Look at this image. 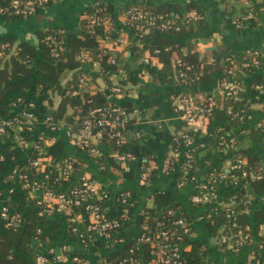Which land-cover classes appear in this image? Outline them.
<instances>
[{
	"label": "built area",
	"instance_id": "obj_1",
	"mask_svg": "<svg viewBox=\"0 0 264 264\" xmlns=\"http://www.w3.org/2000/svg\"><path fill=\"white\" fill-rule=\"evenodd\" d=\"M60 0H8L6 8H0V15L4 16L7 10L21 19L32 16L36 11L58 3ZM258 2L264 3V0ZM260 6V5H259ZM91 10L83 15L86 21L87 32L94 36L97 29H102L103 33L98 36V42L101 51L116 50L126 48L128 42L126 36L131 31L140 35L147 34L151 30H157L165 33L169 30L179 31L182 27L190 26L202 20V17L196 13L185 14L182 17L174 16L171 19L164 13H151L143 7L135 4L125 8L118 9L110 13L106 6L95 1L89 7ZM261 7L257 9L259 13ZM181 18V19H180ZM180 23H177V20ZM176 20V21H175ZM257 20L253 9L246 11L240 19L234 21L236 27L247 25ZM65 31L58 29L53 33L47 34L44 38L45 44L49 49L51 57L58 59L66 51L64 40ZM5 44L0 45V57L4 53ZM168 49L166 48L165 51ZM156 51L155 53H157ZM80 67L92 61V52L82 50L76 57ZM114 63L113 59H110ZM226 62L233 65L223 75L219 82V93L223 99L238 98L240 92V83L236 81V73L243 71L250 72L260 66V54L251 52L241 61L235 62L232 58H227ZM143 63L148 64V56L143 58ZM174 71L178 79L185 80V73L191 71V66L187 65L180 58L174 59ZM118 74H124L123 69L118 70ZM87 74L84 72L78 75L80 83H84ZM198 77L195 76V80ZM107 91L114 96L112 99H119L122 89L114 82ZM257 91L264 99V85H257ZM75 94V93H74ZM172 100L175 106L172 109L173 116L182 121L187 129L197 131L201 126L208 124L213 120L214 111L221 108L216 104L213 97H206L198 94L195 101L188 95H178ZM20 102V100H17ZM11 106H15L12 103ZM34 105L31 103L29 107ZM230 119H236L242 122L245 118L250 119V114L242 110L232 111L229 107L224 113ZM130 115L120 107L96 108L82 119L75 122L76 131L71 128L66 130V136L72 142L73 146L80 152L86 153L90 157L99 155V141L104 134L114 139L116 147H122L126 143V123ZM45 124L49 132H54L58 128L50 116L40 120ZM31 111H19L16 115L13 113L8 117L0 118V139L13 133L12 146L18 148H31L33 151L43 153L42 137L33 140L32 143L26 142L24 135L31 133L35 126L40 122ZM253 122V121H252ZM254 126L260 128L261 122H255ZM222 131L221 128L216 130ZM191 131L185 130L172 138V155L174 157V166L171 161H165L162 165V171L166 176L178 175L176 188L185 186L191 187L189 202L196 207L205 209L202 216L208 221L215 215L218 209H223L227 224L226 230L223 228L212 235L213 241L217 246L229 248L232 252H239L243 248H248V259L246 264H264V243L257 240L256 236H250L251 229L247 226L243 232H233L236 227L234 222V210L230 202H224L219 198L218 186L227 180L234 187L240 186L241 181H255L259 175L246 165V160L234 154L235 138L234 133H230V138L225 140L219 138L217 146L219 152L226 155L228 166L224 172L215 174L209 169L203 179L197 178V169L195 164V154L204 148L202 143L197 144ZM244 133V131L242 132ZM133 139H140V131L129 132ZM181 148H183L184 152ZM112 159L117 164H128L135 161V155L127 152H114ZM6 161L0 151V167L5 165ZM27 167L32 174L23 172L19 165H12L7 171L10 177L19 180L20 188L26 192L34 201L37 207H40L45 213H57L61 215L68 225L69 231L78 237L84 247L97 248V254L102 264H185L182 260L183 252L190 248L192 241V230L190 223L181 216L179 211L167 210L165 219L158 220L154 227L142 224L141 229L130 240L126 238L131 223V213L137 208V200L130 190L118 193L115 198L116 208L113 210L110 206V196L100 186L91 179V177L82 173L78 179V184L73 188L64 191H58L62 183L70 180L73 172L72 162L69 159H62L54 163L48 157L40 159H29ZM1 170V168H0ZM139 181L145 183L149 179L147 166H140ZM33 175H42V179L31 177ZM54 177L49 186L46 180ZM110 210V214L103 209ZM121 208L122 210H120ZM120 212V214H119ZM146 219V218H145ZM0 222L4 229L17 230L22 224V217L19 214L12 213L8 206L0 207ZM261 234V233H260ZM258 234V236L260 235ZM125 251L124 256L116 261H106L101 255L110 254L118 250ZM101 251V255L100 252ZM258 251L259 253H257ZM34 264H59L57 258L48 256L43 248L39 249L33 260ZM72 264H84L79 258H73Z\"/></svg>",
	"mask_w": 264,
	"mask_h": 264
},
{
	"label": "crops",
	"instance_id": "obj_2",
	"mask_svg": "<svg viewBox=\"0 0 264 264\" xmlns=\"http://www.w3.org/2000/svg\"><path fill=\"white\" fill-rule=\"evenodd\" d=\"M95 1H100L113 7L114 12L122 7L133 4L153 7L156 11H168L171 15H185L196 13L202 17V20L192 24L187 28V35L181 40L180 54L187 56L195 53L200 59H204L212 66L209 83L203 87H180L177 85L175 71L172 70V80H165L163 76V65L157 59H151L148 64L143 63V58L148 52H141V43L136 44L134 51H127L126 48L110 50L117 52L122 60L124 68L132 73L135 83L129 85V100H131L137 110L130 117H136L135 130L144 135L151 136L153 148L150 149L153 161H147L149 179L145 183L139 180L140 167L137 159L128 164H118L119 169L134 173L135 177L125 180L122 173L116 169L113 170L106 161L103 165L88 156L84 152L78 151L66 136V130L63 121L58 122V128L54 132H49L45 124L40 121L32 131L33 140L42 137L45 147L53 146L58 140L62 143L63 150L79 158L81 171L88 174L102 189L110 196V206L116 208L115 198L118 193L130 190L137 200V208L131 213V223L129 229L125 231L132 234L129 240L137 233L136 217L143 207L153 208V195L156 193H169L172 200L179 204V213L188 214V222L192 230V240H198L202 243L207 252L208 261L214 264H246L248 259V248H243L239 252H232L229 248L219 249L209 234L206 221L203 219L205 209L193 206L189 202L191 187L185 192L176 188L173 176H166L162 171V165L173 157L172 138L185 130L191 131L197 144L202 143L204 148L195 154V166L197 169V178L203 179L205 173L210 169L214 157L206 158L208 154L199 152L205 150L206 143L212 141L216 135L214 128L219 125L218 120L213 119L210 123L201 126L193 133L187 129L182 121L176 119L170 109V98L172 92L185 94L192 91H219V82L223 78L224 64L227 58H232L235 62L241 61L247 53L253 51L260 54V66L254 74L243 76L240 83V101H244L248 107L247 113L258 115L256 119L264 120V99L257 91V85H264V19L252 21L247 25L236 27L234 21L240 19L246 11L251 10L258 0H60L58 3L36 11L32 16L26 19H20L15 22L6 21L0 15V38L8 37L20 41L32 40V36L38 32L46 30L61 29L66 32H75L79 16L91 6ZM164 38V36H162ZM85 72L95 80L96 87H91V93L101 90L104 94L105 83L99 74L98 63L89 62L81 67ZM167 71V70H166ZM169 72V70H168ZM68 73L63 79L65 82L69 79ZM259 78L260 84H253ZM117 80V79H116ZM115 81V80H114ZM254 93V94H253ZM106 95V94H105ZM141 97L139 100L137 97ZM52 107L50 111H55L61 97L52 94ZM45 104V103H44ZM52 113V112H51ZM68 114L72 110H68ZM225 115V114H224ZM257 120L251 122V125ZM262 122V121H261ZM216 130V129H215ZM214 132V133H213ZM235 131H232L234 133ZM13 140V133L0 139V146ZM18 151L19 161H24L26 168L29 156L32 153L31 148H18L12 146L11 149ZM100 154L108 155V148L104 145H98ZM256 151H264V147L256 146ZM184 152L183 148H181ZM139 155V154H138ZM212 156V155H211ZM108 157V156H107ZM144 160V159H143ZM17 163V161H16ZM5 169L0 170V207L8 206L12 213L19 214L22 217L24 225L27 223L29 214H36L39 218L36 224L37 234L43 232L44 239L41 242H35L33 249L43 248L51 254L52 258H57L59 264H72L73 258H79L82 254L81 262L84 264H95L99 260L98 254L92 247H84L78 237L73 235L66 224L65 219L57 213H45L40 207H37L35 201L24 191L21 190L19 180L10 177L7 173L11 169V164H5ZM104 171V174L102 173ZM116 172V173H115ZM144 186V187H143ZM251 195V192H250ZM220 198V195H219ZM259 205L264 206V196L257 198ZM251 205L256 201L252 198ZM115 207V208H114ZM0 233L5 229L0 222ZM253 216H250V229L253 232ZM258 234H264V220L259 224ZM258 234L255 236L257 237ZM35 241V240H34ZM31 246V245H30ZM30 249V247H28ZM122 248L118 250L121 251ZM13 253L22 255L16 246L11 245ZM117 251V250H115ZM23 255L27 260L34 264L30 253ZM100 255H101V251ZM114 252V251H113ZM111 252V253H113ZM68 253H72L69 255ZM110 253V254H111ZM109 255L108 253L106 254ZM102 256V255H101ZM34 258V256H33Z\"/></svg>",
	"mask_w": 264,
	"mask_h": 264
},
{
	"label": "trees",
	"instance_id": "obj_3",
	"mask_svg": "<svg viewBox=\"0 0 264 264\" xmlns=\"http://www.w3.org/2000/svg\"><path fill=\"white\" fill-rule=\"evenodd\" d=\"M259 1V0H258ZM110 13H114L113 7L103 3ZM139 7H143L146 11L151 13H164L167 14L171 19L174 16L182 17L183 15L175 14L171 15L168 11H156L153 7L143 6L140 4H135ZM260 5V6H259ZM8 6V0H0V8H6ZM261 7L259 13L257 9ZM125 8V7H122ZM121 9V8H120ZM257 16V20L261 21L264 19V3L258 2L252 8ZM91 9L88 7L80 16L76 24L75 32H64V40L66 44V51L60 58L55 59L51 57L48 47L45 44L44 38L47 34L53 33L55 30H46L44 32H38L36 37L38 39V44L34 45L32 40L17 42L14 39L8 37L0 38V45L5 44L7 47L3 50L4 53L0 57V118L8 117L13 113L16 115L19 111H31L37 117V119L43 120L45 117L50 116L55 123L63 121L65 126L71 128L72 131H76L77 127L75 122L84 118L89 111L96 108L103 107H120L130 116L138 108L135 104L129 100V85L135 83L132 73L128 72L122 65V60L115 51H105L103 54L101 51L100 44L98 42V36L103 33L102 29H97L95 35L92 36L87 32L86 21L83 19V15L88 13ZM11 10H7L3 18L12 23L20 20L18 16L13 15ZM181 19V18H180ZM177 20V19H176ZM175 20V21H176ZM180 23V20H177ZM191 26V25H190ZM182 27L179 31L169 30L162 33L157 30H151L147 34L140 35L135 31H131L127 34L126 40L128 46L127 51H134L136 49V44L141 43V52H148L147 56L149 61L151 59H157L163 65V76L165 80H172V70H174V59L180 58L187 65L191 66V71L185 73V80L181 81L177 78V85L180 87H203L208 85L209 77L211 73L212 66L208 64L204 59H200L195 53L189 54L187 56H182L179 52L181 46V40L187 35V28ZM164 36V38H162ZM168 49L165 51V49ZM82 50H88L92 52L93 63H98L99 74L105 83L104 89H110L111 86L116 83L122 89L119 99H112L114 96H106L101 90L91 93V87L95 86V80L90 76L89 73L85 72L81 67L76 57ZM158 51L157 53H155ZM250 53V52H249ZM247 53V54H249ZM110 59L114 60V63L110 62ZM233 65L225 62L223 75L226 71L232 68ZM124 70V74H118L119 69ZM167 70V71H166ZM169 70V72H168ZM256 69L250 72L241 71L236 73L235 79L237 82L241 83L243 76H250L254 74ZM84 72L87 74L84 83H80L78 75ZM70 74L69 79L63 82V79L67 74ZM176 75V74H175ZM195 76L198 77L195 80ZM117 79V80H116ZM115 80V81H114ZM253 84H260V79L257 78ZM75 93V94H74ZM56 94L61 97L60 102L55 109V111L50 115L49 111L52 107L51 95ZM198 94H203L206 97H213L214 101L221 108H217L214 111L213 119L218 120V124L214 128V132L221 128L222 131L217 132L212 141L206 143L205 150L199 152L203 154L206 152L208 156L206 158L214 157L211 161L213 164L210 167V172L215 174L222 173L228 166V160L226 155L219 152V147L217 142L220 137L225 140L230 138V133L234 132L235 138V149L234 154L244 158L246 160V165L251 167L260 177L255 181H241V185L234 187L229 183V181L224 180L219 186V195L224 202H230L232 210H234V222L236 227L233 228V232L242 231L250 225V216H253V232L249 231L250 236L259 233V224L264 220V206L259 205L257 198L259 196H264V151H256L254 148L256 146L264 147V120L256 119L258 115H251L250 119L245 118L242 122L236 119H230L225 113V109L231 108L232 111L242 110L246 112L248 107L244 104V101H240V92L238 93V98L233 99H223L219 91L214 92L213 90L207 91H192L185 94H178L172 92L171 97L175 98L178 95H188L194 101ZM254 94V93H253ZM142 96L137 97L139 100ZM20 100V102H17ZM15 103V106H11ZM33 104L32 108L29 104ZM45 103V104H44ZM175 106L174 100L170 98V109L172 111ZM68 110H72L71 114H68ZM77 119V120H76ZM135 120L136 117H129L125 131H126V143L122 147H116L114 144V139L110 138L108 134H104L99 141V145H104L108 148V157L106 155L100 154L97 157H92L98 160L104 167L105 162H109V166L116 170L118 169L125 180H130L135 177L134 173L119 169L118 164L112 159V154L116 151L119 153L127 152L135 155V151L138 152V161L140 166H147V161H153L150 149L153 148V141L151 136L144 135L142 132V137L140 139H133L129 132H134L135 130ZM261 122L262 126L256 128L251 125L252 121ZM216 129V130H215ZM244 131V133H242ZM213 132V133H214ZM24 139L28 143H32L33 134L32 132L24 135ZM43 153L39 154L38 151H32L29 158L30 159H40L44 157L50 158L54 163L61 161L62 159H69L72 162L73 172L71 174L70 180L67 183H62L58 187V191H64L66 189L75 187L78 182V177L83 173H80V161L79 158L74 157L72 154L63 150L61 141H57L51 147H45L43 143ZM12 143L8 141L5 145L0 146L1 154L4 156L6 164L19 165L23 168V172L32 174L30 168H26L24 161H19L18 151L16 148L11 149ZM79 151V150H78ZM212 155V156H211ZM144 159V160H143ZM17 161V163H16ZM172 166H174V158L170 159ZM5 165H2L1 170L5 169ZM104 174V171H102ZM116 173V172H115ZM31 177L42 179V175H33ZM178 175H174L175 184L178 180ZM54 177L50 176L46 183L51 185ZM92 179V178H91ZM93 180V179H92ZM250 186L251 195H248L246 187ZM144 187V186H143ZM102 189V187L100 186ZM188 186L180 188L179 190L185 192ZM103 190V189H102ZM255 198L254 206L251 205L250 201ZM138 203V202H137ZM153 208L143 207L136 217V225L139 230L142 224L154 227L155 223L160 219H165V213L167 210L172 209L179 211V204L177 201L172 200L169 193H156L153 195ZM103 209H105L103 204ZM122 210L121 208H119ZM112 209H105L107 213H111ZM217 213L213 215L208 221H206L207 229L209 234L212 236L217 231L225 229L227 224L225 219V213L223 209H218ZM39 210L36 214H29L27 217V223L24 225L22 221L21 226L15 231L11 229H5L4 233H0V264H31L32 260H27L23 255L27 254L28 247L32 244V241L41 242L44 239V234L41 232L37 234L36 224L40 217ZM120 214V212H119ZM181 216L188 220V214L186 212H181ZM146 218V219H145ZM129 227V225H128ZM1 229V226H0ZM131 233L126 235V238L131 237ZM258 241L264 243V234H260L256 237ZM11 245L16 246L18 251L22 254H16L11 251ZM190 248L183 252L182 260L185 264H214L208 261L207 252L204 249L202 243L198 240H192L190 243ZM219 249H223V246H217ZM97 251V248H94ZM37 250L30 253V257L35 256ZM259 253L258 251H256ZM125 251L117 250L113 253L107 255H102V258L106 261H116L124 256ZM72 255V253H68ZM97 254V252H96ZM82 254L78 257L81 258ZM48 256L51 254L48 252ZM95 264H102L101 260L96 261ZM116 264V263H115Z\"/></svg>",
	"mask_w": 264,
	"mask_h": 264
},
{
	"label": "water",
	"instance_id": "obj_4",
	"mask_svg": "<svg viewBox=\"0 0 264 264\" xmlns=\"http://www.w3.org/2000/svg\"><path fill=\"white\" fill-rule=\"evenodd\" d=\"M32 41H33V43H34V45H37L38 44V39H37V37L35 36V35H33L32 36ZM105 91V94H106V96H109V93H108V91L107 90H104ZM50 113V115L53 113V111H49ZM52 112V113H51ZM131 136V135H130ZM135 156L137 157L138 156V152L137 151H135ZM246 190H247V192H248V195H250V192H251V188H250V186H247L246 187ZM34 244H35V241L33 240L32 241V244H31V246H30V249L28 250V252H31V250L33 249V247H34Z\"/></svg>",
	"mask_w": 264,
	"mask_h": 264
}]
</instances>
